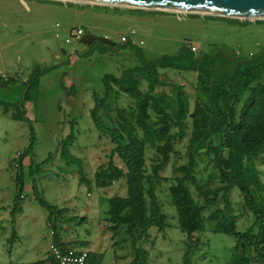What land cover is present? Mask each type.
Returning <instances> with one entry per match:
<instances>
[{
    "label": "trees",
    "instance_id": "1",
    "mask_svg": "<svg viewBox=\"0 0 264 264\" xmlns=\"http://www.w3.org/2000/svg\"><path fill=\"white\" fill-rule=\"evenodd\" d=\"M206 19L250 24L222 17ZM123 47L131 63L122 64L118 73L102 77L91 111L95 127L114 144L108 165L95 173V187L106 190L120 182L126 185L125 195L104 200L103 220L119 238L116 246L130 245V264H148L150 252L145 245L152 232L157 233L154 247L158 236L171 228L159 197V190L169 183V197L188 250L198 248L201 237L210 229L212 234L235 238L228 264H264V172L256 163L264 156V49L258 55L243 57L227 48L197 54L186 46L176 55L152 59L131 40ZM168 70L176 71L177 80L168 76ZM184 73L195 74V81H187ZM42 75L43 71H35L20 85L0 76V113L28 124L31 134L30 145L15 163L13 216L15 219L25 202L26 181L30 180L32 196L46 211L48 230L54 233L52 243L69 252L72 249L62 232L64 223L76 218H64L68 209L51 204L40 188V172L52 156L42 163L35 160L36 134L27 110L33 91L40 89ZM122 97L129 99L126 107H120ZM73 128L74 124L60 142V159L67 168L74 167L82 176L81 182L91 187L82 160L71 153L77 139ZM206 159L212 170L204 177L201 170ZM169 165L172 174L165 177L162 174ZM236 188L254 218L247 231L238 229L239 216L232 208ZM209 211L213 212L208 216ZM12 236L11 246L18 237L15 230ZM104 261V254L90 252L87 264ZM25 264L58 262L50 255L46 260Z\"/></svg>",
    "mask_w": 264,
    "mask_h": 264
},
{
    "label": "rangeland",
    "instance_id": "2",
    "mask_svg": "<svg viewBox=\"0 0 264 264\" xmlns=\"http://www.w3.org/2000/svg\"><path fill=\"white\" fill-rule=\"evenodd\" d=\"M23 1L29 9L21 0H8L0 10V71L12 75L24 72L21 79H28L35 71H43L40 89L33 91L27 104L36 134L35 160L42 163L52 156V161L45 164L40 172V188L51 204L68 209L64 218H76V221L64 223L63 238L71 241L77 249L83 247V243L95 242L101 251L118 252L121 257L118 264H130V245L116 246L119 238L115 237L110 224L100 214L106 209L104 200L114 195H125L126 185L120 182L106 190L95 187V173L108 165L114 144L95 127L91 118L95 105L94 92L100 90L102 77L118 73L122 64L128 66L131 63V58L122 51L125 42L121 38L135 30L137 33L131 38L152 59L176 55L186 46L195 47L197 54L201 51L216 53L227 48L243 57H251L264 49V23L249 21L248 26H243L223 19H206L216 17L209 15L149 10L139 14L131 13L130 9L119 8L122 11L117 12V7L69 1ZM79 29L84 31L85 36H94V40L88 44L82 39L67 43L71 32ZM104 38L113 44H104ZM167 74L177 80L176 71L168 70ZM184 74L187 81H195V74ZM20 96L18 93L17 97ZM128 103L127 97H122L119 102L120 107H126ZM104 121L107 122L106 119ZM72 124L77 139L70 148L71 153L82 160L85 178L91 187L81 182L82 176L74 167L67 168L60 159V142L71 133ZM30 141L28 124L16 122L0 113V246L2 243L6 245L12 238V229H15L12 223L14 216L11 215L16 197L15 163ZM115 161L119 163L117 157ZM256 163L264 172V156ZM211 170L206 159L201 174L206 177ZM171 174L172 166L169 165L162 175L169 177ZM35 177L38 179V175ZM26 185L28 195L15 220L39 225L41 220L44 222L47 213L34 200L31 181L27 180ZM169 186V183H164L159 197L171 228L158 236L154 247L152 242L157 233L152 232L149 243L145 245L150 252L148 264H228L236 240L225 234H212L209 229L201 237L200 246L188 250L185 235L178 227L176 208L169 197ZM223 205L221 203V207ZM232 208L239 216L238 229L247 231L254 218L238 188L232 193ZM48 236L52 238L51 231ZM29 240L27 231L16 238L21 249L14 250L15 259L31 253ZM0 264H5V261ZM108 264H115L112 256Z\"/></svg>",
    "mask_w": 264,
    "mask_h": 264
},
{
    "label": "water",
    "instance_id": "3",
    "mask_svg": "<svg viewBox=\"0 0 264 264\" xmlns=\"http://www.w3.org/2000/svg\"><path fill=\"white\" fill-rule=\"evenodd\" d=\"M72 3L117 7L131 10H149L176 14H198L246 21H264V0H56ZM94 36L82 38L85 44ZM104 43L113 44L108 38Z\"/></svg>",
    "mask_w": 264,
    "mask_h": 264
},
{
    "label": "crops",
    "instance_id": "4",
    "mask_svg": "<svg viewBox=\"0 0 264 264\" xmlns=\"http://www.w3.org/2000/svg\"><path fill=\"white\" fill-rule=\"evenodd\" d=\"M8 0H0V10L3 9L4 3ZM22 3L29 9L28 5L21 0ZM134 32L135 34H131ZM135 30H131L130 34L127 37H134L136 35ZM124 37V36H123ZM130 40L137 45L136 41H134L132 38ZM143 45V42L140 43ZM24 76V72L22 74ZM20 73L16 75H12L10 73H7L6 71H0V76L2 78H9V79H14L17 81V84L20 85L21 82H27L28 79H21L22 76ZM22 123V122H19ZM100 214L103 215V211H100ZM13 216V213L11 214ZM44 222L41 220V224L36 225L35 222H30L29 224L23 223L22 220L18 219L17 221L12 217V223L15 226V229H12V231H16L17 236H23V231H27L28 236L30 238L29 240V246H30V252L28 254H24L23 257H21L19 260L15 259L14 256V250L17 252L19 249H21L19 241H15V243L11 246L9 240L6 242V245L4 246L2 243V246H0V262L2 260L5 261V264H25V263H34L38 261H43L46 260L49 256V245L52 242V238H49V233L50 231L48 230L46 219L47 217H44ZM22 221V222H21ZM19 222V223H18ZM28 225V226H27ZM28 227V230H25V228ZM14 228V227H13ZM13 237V236H12ZM18 238V237H17ZM64 240L68 245L70 246L71 249L83 251L86 250L89 253H99V254H104L105 255V261L104 264L109 263V258L112 256L114 263L118 264V261H120L121 257H119L118 252L112 251L109 253L108 251H101V248H97L95 242H86L88 243V246H83L80 249H77L74 244L71 241H67L65 238ZM48 245V249L46 250V246ZM98 249V250H97ZM5 250V251H4ZM5 253V254H4Z\"/></svg>",
    "mask_w": 264,
    "mask_h": 264
},
{
    "label": "built area",
    "instance_id": "5",
    "mask_svg": "<svg viewBox=\"0 0 264 264\" xmlns=\"http://www.w3.org/2000/svg\"><path fill=\"white\" fill-rule=\"evenodd\" d=\"M132 35L135 34L134 32L131 33ZM85 36V33L82 29L73 30L71 32V38L67 40V43H70L74 40H80ZM130 36H124L121 38V41L127 42L130 40ZM193 52H196L197 49L195 47L191 48ZM7 79V77L5 78ZM52 238L54 233L51 232ZM49 253L53 256L58 264H87L89 258V252L86 250L79 251V250H70L69 252L63 251L54 243H50L49 245Z\"/></svg>",
    "mask_w": 264,
    "mask_h": 264
}]
</instances>
